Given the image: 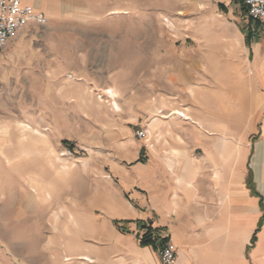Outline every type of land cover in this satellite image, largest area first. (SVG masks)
Returning <instances> with one entry per match:
<instances>
[{
    "label": "rangeland",
    "instance_id": "1",
    "mask_svg": "<svg viewBox=\"0 0 264 264\" xmlns=\"http://www.w3.org/2000/svg\"><path fill=\"white\" fill-rule=\"evenodd\" d=\"M235 3L36 0L45 24L0 52V264H132L121 248L141 233L110 222L124 202L121 168L148 165L166 133L204 134L162 117L195 122L199 104L212 114L230 72L239 95L251 90L239 45L247 20ZM244 103L228 133L248 134Z\"/></svg>",
    "mask_w": 264,
    "mask_h": 264
},
{
    "label": "crops",
    "instance_id": "2",
    "mask_svg": "<svg viewBox=\"0 0 264 264\" xmlns=\"http://www.w3.org/2000/svg\"><path fill=\"white\" fill-rule=\"evenodd\" d=\"M23 5L43 14L36 0ZM244 13L239 45L252 86L248 96L239 95L238 78L230 72L229 92L214 94L212 114L199 104L202 117L196 123L186 110L187 121L179 119L204 134L166 133L148 165L119 172L124 202L119 200L121 210L110 222L155 240V247L138 242L121 248L132 264H161L165 244L174 250L171 264H264V26ZM247 99L248 134L228 133L227 124L231 129L243 116ZM211 115L213 120L205 118ZM186 141L201 153L187 148Z\"/></svg>",
    "mask_w": 264,
    "mask_h": 264
},
{
    "label": "built area",
    "instance_id": "3",
    "mask_svg": "<svg viewBox=\"0 0 264 264\" xmlns=\"http://www.w3.org/2000/svg\"><path fill=\"white\" fill-rule=\"evenodd\" d=\"M25 0H0V52L7 46L11 38L27 26L44 25L46 19L43 14L33 11L23 5ZM246 16L264 26V0H242ZM144 138L145 134H139ZM160 263L171 264L174 260V250L165 244L160 252Z\"/></svg>",
    "mask_w": 264,
    "mask_h": 264
},
{
    "label": "bare ground",
    "instance_id": "4",
    "mask_svg": "<svg viewBox=\"0 0 264 264\" xmlns=\"http://www.w3.org/2000/svg\"><path fill=\"white\" fill-rule=\"evenodd\" d=\"M109 94H110V96H111V99L114 101L115 99H116V93H113V92H109ZM113 106L115 107V108H117V105L115 104V103H113ZM171 116H175L176 118H181L182 120H184V121H187V116L185 115V114H183V113H181L180 111H173L171 114H169L168 116H163L162 118L163 119H166V118H168V117H171ZM63 170L65 171V168L63 167ZM61 212L63 213V212H65V210H61ZM66 214V219H67V221H69V222H71V224L73 225V226H75V225H77L76 224V222H75V220L73 219V217H72V215L69 213V212H66L65 213ZM58 216L57 215H53V222H54V226H55V228H57V220H58ZM83 260L85 261V262H90V259L88 258V257H83ZM70 261V258L68 257V256H65V258H64V262H69Z\"/></svg>",
    "mask_w": 264,
    "mask_h": 264
},
{
    "label": "trees",
    "instance_id": "5",
    "mask_svg": "<svg viewBox=\"0 0 264 264\" xmlns=\"http://www.w3.org/2000/svg\"><path fill=\"white\" fill-rule=\"evenodd\" d=\"M233 2H236L235 4H238L241 7H243L242 0H233ZM242 10L245 12L244 7H243ZM248 38L249 37L247 36L246 37V40H248ZM65 145H67V143H65ZM139 156H140V158H139L138 162L141 163L142 152H140ZM260 226L261 225H259V227ZM254 240H255V236H253V238H252V241L253 242H254ZM154 243H155V240L152 239L151 235L148 232H146L144 235H142L140 237V239H139V246L142 247V248H144V247H150V246L155 247V244Z\"/></svg>",
    "mask_w": 264,
    "mask_h": 264
}]
</instances>
